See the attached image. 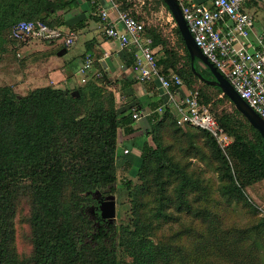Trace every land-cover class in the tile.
<instances>
[{"label": "trees", "instance_id": "obj_1", "mask_svg": "<svg viewBox=\"0 0 264 264\" xmlns=\"http://www.w3.org/2000/svg\"><path fill=\"white\" fill-rule=\"evenodd\" d=\"M115 2L132 9L131 0ZM76 4L0 0V62L31 39L12 37L15 24L60 28L61 13ZM173 31L171 46L156 28L146 29L152 46H160V73L176 74L197 91L199 105L214 115L230 144L222 149L208 131L178 125L167 106L154 103L137 162L125 172L116 166L118 134L135 133V120L129 107L119 108L102 63L74 87L16 93L0 85V264H264V214L247 192L264 181V138L217 85L206 82L212 73L196 57L203 78L193 73L176 24ZM226 102L231 109L219 108ZM120 190L127 200L118 223L96 226L87 209L95 204L92 193ZM237 210L245 221H238ZM18 231L26 253L18 251Z\"/></svg>", "mask_w": 264, "mask_h": 264}, {"label": "built area", "instance_id": "obj_2", "mask_svg": "<svg viewBox=\"0 0 264 264\" xmlns=\"http://www.w3.org/2000/svg\"><path fill=\"white\" fill-rule=\"evenodd\" d=\"M176 1L202 54L264 120L263 36L251 40L255 7L264 9V0H209L208 4ZM116 6L113 18L109 17L107 11H100V17L105 22L103 33L107 38L117 41L121 48L132 51L138 82H157L160 88L170 94L177 124H189L208 131L224 149L232 138L218 126L209 109L199 105L197 91L188 90L185 95H180L179 88L183 82L176 74L167 77L160 73L153 41L146 33L145 24L132 16L130 11ZM11 36L50 41L60 40L64 35L58 28L39 21H20L11 28ZM62 40L69 46L73 37ZM91 66L92 58L88 56L80 69L82 83L86 81V73ZM157 111L161 113L162 107H158ZM132 118H140V112L135 108H132ZM127 152V149L123 150L124 154Z\"/></svg>", "mask_w": 264, "mask_h": 264}, {"label": "crops", "instance_id": "obj_3", "mask_svg": "<svg viewBox=\"0 0 264 264\" xmlns=\"http://www.w3.org/2000/svg\"><path fill=\"white\" fill-rule=\"evenodd\" d=\"M185 1L209 3V0ZM116 5L118 3L115 0H77L76 6L61 13L65 25L58 28L64 35L62 39L73 37L72 44L67 46L62 39L53 43L51 41H47V43L35 42L33 44L28 42L20 48L23 60L14 72H17L21 77L26 76L25 74L28 72L29 82H26L33 84L31 87L46 85L60 88L74 87L82 84L80 69L86 57L90 56L92 58V66L86 75L94 74L98 68L96 66L97 62L102 63L103 71L111 80L108 88L113 91L119 108L129 107L132 110L133 105L136 104L140 109V118L138 120L134 119L135 133L129 136H123L119 133L117 141L120 153L116 158V165L122 162V166H127V171H132L134 163L137 162L136 155L139 146L144 139V124L152 105L160 103L167 106L173 113L174 110L169 92L160 88L157 82H138L132 51L121 48L117 41L104 35L105 22L100 17V11L102 9L107 11L109 17L113 18L117 9ZM263 10V8L255 7V24L252 29L251 40L262 35L263 43L261 47L264 48V31L259 32L255 29L258 22L256 15L259 12L264 15ZM79 21L85 23L82 28L70 29L72 25ZM152 47L157 59L160 46ZM62 49H65V52L58 55L57 52ZM20 54L18 52V56ZM21 84L18 88L20 91L22 90ZM27 87L26 85L23 86V88ZM187 92L188 89L184 85L180 86V95H185ZM124 149L128 150L125 154L123 153Z\"/></svg>", "mask_w": 264, "mask_h": 264}, {"label": "rangeland", "instance_id": "obj_4", "mask_svg": "<svg viewBox=\"0 0 264 264\" xmlns=\"http://www.w3.org/2000/svg\"><path fill=\"white\" fill-rule=\"evenodd\" d=\"M132 1V9L129 10L130 13L137 17L140 21H142L145 24V29L154 27L160 33L163 35V37L168 41V43L171 46H174L176 44V37L173 31L174 23L171 19L170 14L166 10V8L158 3V0H131ZM256 18L258 20L255 29L259 30V32L264 31V15H262L261 12L257 13ZM49 40L46 39H30L28 42L30 44H33L35 42H46ZM27 42V43H28ZM21 50L19 49V54ZM3 61L0 64V85L8 84L12 85L14 91L16 93H25L28 89L33 86V84H28L29 78L28 72L25 74L26 76L19 75L17 72L15 73L14 70L17 69V67L21 64L23 57L22 53L20 56L17 55V53L14 51L13 53L8 52L4 53L2 55ZM198 65L200 67H203V65L198 61ZM22 81V82H21ZM27 81V82H26ZM22 83V84H21ZM19 84L22 86V90L20 91ZM28 86L27 88H23V86ZM35 85V84H34ZM227 108L231 109V106L228 102L224 104V106H219V108ZM195 161V159H193ZM122 162H120L118 165H116L119 169L122 171L128 172L127 166H122ZM200 165H203L202 163H199ZM207 174H209L213 180H216V175L212 171H208ZM247 192L249 196L251 197V200L257 205V207L260 209V212L264 214V181L258 182L252 187L247 189ZM116 196V218L115 223H118L120 216V206L125 203L127 200V196L124 192V190H120L116 193H113ZM236 218H238V221H245L246 217L245 214L237 210L235 213ZM23 231H18V235L16 238L17 242V248L19 253H26L28 251L27 245L24 243V237H23Z\"/></svg>", "mask_w": 264, "mask_h": 264}, {"label": "water", "instance_id": "obj_5", "mask_svg": "<svg viewBox=\"0 0 264 264\" xmlns=\"http://www.w3.org/2000/svg\"><path fill=\"white\" fill-rule=\"evenodd\" d=\"M162 1L168 7L170 14L172 15V18L174 19L180 32L184 45L188 50L191 58V70L193 73L197 74L200 79L203 78L194 68L192 60L196 57L203 67H207L212 73L213 79L206 80V82L217 85L222 90V93L228 97L235 110L264 138V120L246 103L243 98L238 95L229 81L202 54L186 25L178 2L176 0ZM63 52H65V49L58 51L57 54L61 55ZM92 196L94 198H98L102 195L99 191H95L92 193ZM97 209L99 210V215L103 220H106L108 223L114 222L116 218V196L114 194L105 195L104 199L99 202Z\"/></svg>", "mask_w": 264, "mask_h": 264}, {"label": "flooded vegetation", "instance_id": "obj_6", "mask_svg": "<svg viewBox=\"0 0 264 264\" xmlns=\"http://www.w3.org/2000/svg\"><path fill=\"white\" fill-rule=\"evenodd\" d=\"M104 196L105 195H102L101 197H98V198H94L95 199V204L90 205L92 208L90 206L87 208L90 217L95 219V225L96 226H100V225L103 226V225H106L108 223L106 220H103L100 217V215L98 217L94 215V212H96V211H98V213H99V210L97 209V206L99 205V202L104 199Z\"/></svg>", "mask_w": 264, "mask_h": 264}]
</instances>
